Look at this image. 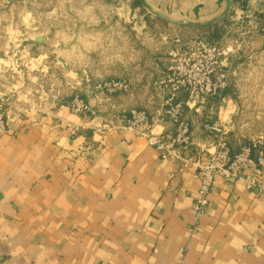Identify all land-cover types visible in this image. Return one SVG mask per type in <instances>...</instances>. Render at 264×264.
I'll use <instances>...</instances> for the list:
<instances>
[{"label":"crops","instance_id":"1","mask_svg":"<svg viewBox=\"0 0 264 264\" xmlns=\"http://www.w3.org/2000/svg\"><path fill=\"white\" fill-rule=\"evenodd\" d=\"M250 4L249 10L237 9L236 18L264 11V0ZM142 5L167 21L171 32L167 39L165 26L149 25L138 8L123 7L122 15L134 21L131 28L143 32V44L155 50L131 58L132 74L118 89L142 91L141 96L174 91L166 83L173 75L170 53L183 32L217 23L237 7L233 0ZM3 95L23 98L17 88ZM108 100L101 93L88 99L93 110L87 116L63 104L31 109L0 132V264H264V174L262 187L254 189L246 185L253 177L248 170L235 179L217 174L207 209L198 218L193 211L197 162L213 150L207 125L221 123L233 132L235 99L225 95L219 105L200 107L187 99L192 140L180 158L163 155L132 130L107 128L136 104H155L144 98ZM164 130L175 132L176 126L155 128Z\"/></svg>","mask_w":264,"mask_h":264},{"label":"rangeland","instance_id":"2","mask_svg":"<svg viewBox=\"0 0 264 264\" xmlns=\"http://www.w3.org/2000/svg\"><path fill=\"white\" fill-rule=\"evenodd\" d=\"M131 1L0 0L1 91L17 88L23 97L17 100L16 96V100L11 101L7 95L11 117L20 116L31 109L41 112L61 104L72 108L76 98L93 99L100 93L109 102V95L105 91H120V84L125 87L128 83L126 74H132L131 68L134 66L130 65L131 58L148 56L155 51L149 44H143L146 40L143 32L131 28L134 23L132 18L122 15L123 7L131 5ZM250 3L251 0L244 9L236 4L234 9L249 10ZM135 8H138L140 16L145 13L141 8ZM244 19L243 24L248 25L242 28L243 34L231 33L224 44L219 46L223 49L230 43L236 45V41H239L241 48H248L244 50V55L249 58L248 62L235 69L232 65L229 71L222 64L226 62L221 56L218 63L213 64V77H216V83H222L227 75L235 79L238 98H234L237 110L233 118L232 133L242 141H264V22L261 24L253 16ZM254 19L255 22L251 24ZM236 20L242 22L243 19L238 17ZM163 26V32L169 39L171 28L168 24ZM260 26L263 29L258 31ZM192 33L194 32H183L182 37L186 42L183 49L195 51V56L201 57L198 60L212 63L208 50L202 47V44L207 46V41H190ZM165 51H169L167 47ZM164 55L168 59V53ZM195 71V78L199 80L197 82H202L203 70L197 66ZM116 83L118 85L115 87ZM166 83L168 86L169 82ZM141 92L130 91L127 96L122 95L120 100L132 98L140 101L144 98L148 105H153L162 103L167 98L166 91L159 95L156 94L157 91H147L144 96L140 95ZM86 102L92 107L89 101ZM139 105L149 109L155 107H146L142 103ZM91 112L81 115L87 116ZM215 115L212 113V117ZM210 130L213 131L211 136H214L213 140L216 142L217 131Z\"/></svg>","mask_w":264,"mask_h":264},{"label":"built area","instance_id":"3","mask_svg":"<svg viewBox=\"0 0 264 264\" xmlns=\"http://www.w3.org/2000/svg\"><path fill=\"white\" fill-rule=\"evenodd\" d=\"M237 30L238 33L243 34L242 25ZM207 46L202 44V47L208 50V55L212 58V63L203 61L200 56L196 57V52L185 51L183 47L172 50L170 53L172 59L173 75L168 80L173 85L174 91H168L169 96L162 101V109L154 115H149L145 109H133L131 116L123 122H110L107 125L108 129L119 130L129 129L136 134L145 136L149 142L156 146L157 149L165 156L173 155L182 157L183 151L187 149L192 140V131L190 123L184 119V103L177 98V92L184 88L188 90V101L196 102L198 107L204 104L208 95L220 93L228 84L229 75L224 77L222 83H216L214 75L213 64H217L219 58L222 56L224 64L229 68L233 65L236 53L240 50L239 41L230 43L229 45L220 48L219 45L206 42ZM184 47L186 42L182 44ZM208 47V48H207ZM201 61L202 63L200 64ZM200 66L202 72V82H197L195 76L197 75L195 68ZM118 84H114L116 87ZM120 87L122 85L120 84ZM1 91L0 84V132L8 131L12 121L11 110L7 106L6 97ZM72 111L77 114H85L92 111L82 98H76L72 105ZM164 108V109H163ZM173 124L176 126V131H165L156 133L155 128L159 125ZM214 126V127H213ZM209 129L217 131L218 137L216 142H211L212 152L209 153L205 161H198V178L199 191L198 198L193 205V211L197 218L205 212L209 205V196L213 187L215 176L222 174L226 178H238L244 171H250L253 177L247 180V188H261L262 177L264 174V141L261 139H252L248 143L241 144L238 152L232 153L230 146L227 143V134L229 130L223 125L216 122Z\"/></svg>","mask_w":264,"mask_h":264},{"label":"trees","instance_id":"4","mask_svg":"<svg viewBox=\"0 0 264 264\" xmlns=\"http://www.w3.org/2000/svg\"><path fill=\"white\" fill-rule=\"evenodd\" d=\"M249 0H233L234 4H238L239 7H241L242 9L246 8V5L248 3ZM131 6L133 8L135 7H139L141 8L145 13V19L147 21V23L150 25H154V24H169L167 21L158 18L156 16L152 17L151 14L147 13V10L143 7L142 5V0H132L131 2ZM253 17H255V19H257V21H260L261 24H263L264 22V11L260 12L258 14L253 15ZM246 18H250V17H246ZM255 19L251 22V24L253 22H255ZM251 21V19H249ZM250 21L248 23H250ZM239 25V22L236 20V10L234 8L231 9L230 13L221 21L217 22V23H213L211 25H208L207 27H202V28H197L196 31L194 32L195 34H192V36L190 35V41H193V39H203L209 43H215L217 45H223L225 42V39H227V37L229 35H231V33L237 32V26ZM261 31V29H260ZM182 42L180 44L179 47H184L182 44L185 43V39L182 37ZM247 49V46L244 48H241L238 52H237V57L234 60L233 63V68L235 69L236 66L239 65H245L249 58H247V56L244 55V50ZM250 50V49H249ZM127 77V74H126ZM128 81V79H126ZM105 93H107L109 95V97H111L112 99L114 98H120L122 95H128L130 93V91H115V92H107L105 91ZM222 93V96L219 97V93L214 94V95H208V97L205 100V103L208 104L209 106L211 105H219L220 100L222 99L223 96L228 95V96H232L233 98H238V92H236V83H235V79L234 77L230 76L229 81L227 86L220 92ZM169 92L167 91V95L166 97L169 96ZM177 98L181 101H183L184 103V119H186L188 121L187 115L189 114V107L187 104V99H188V91H185V89H180L177 92ZM84 99V97H83ZM85 101H88L86 98L84 99ZM160 103L158 102L157 104H155L154 109H149V108H143L141 106H139L138 104H136V106L132 107L133 109H145L147 110L149 115H154L156 113V109L157 107H159ZM130 109L129 111L125 112V113H120L122 122L125 121L127 118H129L131 116V112L133 109ZM164 109V108H163ZM215 116L212 117V120H214ZM214 122V121H213ZM210 123V122H209ZM211 125H207V126H213L214 123H210ZM209 133L211 135H213V131L208 129ZM250 141H242L238 138V135H235L231 132H229L227 134V143L230 146L232 153H236L239 151L241 144L244 143H248Z\"/></svg>","mask_w":264,"mask_h":264},{"label":"water","instance_id":"5","mask_svg":"<svg viewBox=\"0 0 264 264\" xmlns=\"http://www.w3.org/2000/svg\"><path fill=\"white\" fill-rule=\"evenodd\" d=\"M143 4H144V6L147 7L152 13L158 15L159 17H161V18H163V19H165V20L171 21V19H169V18H167V17H165V16H163V15H161V14L155 12L153 9H151L150 7H148L147 4H146L144 1H143ZM229 11H230V10H228L227 13H228Z\"/></svg>","mask_w":264,"mask_h":264}]
</instances>
